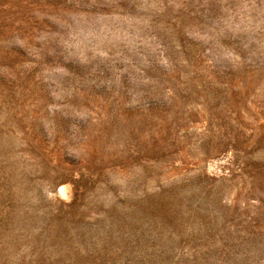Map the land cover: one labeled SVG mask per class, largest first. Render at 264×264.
<instances>
[{
    "label": "rangeland",
    "instance_id": "1",
    "mask_svg": "<svg viewBox=\"0 0 264 264\" xmlns=\"http://www.w3.org/2000/svg\"><path fill=\"white\" fill-rule=\"evenodd\" d=\"M0 264H264V0H0Z\"/></svg>",
    "mask_w": 264,
    "mask_h": 264
}]
</instances>
